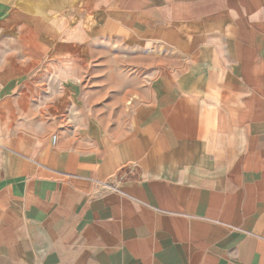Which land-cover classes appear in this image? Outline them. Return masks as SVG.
<instances>
[{
	"label": "crops",
	"instance_id": "0c3cea01",
	"mask_svg": "<svg viewBox=\"0 0 264 264\" xmlns=\"http://www.w3.org/2000/svg\"><path fill=\"white\" fill-rule=\"evenodd\" d=\"M102 38L130 130L45 125L48 56ZM0 264H264V0H0Z\"/></svg>",
	"mask_w": 264,
	"mask_h": 264
},
{
	"label": "rangeland",
	"instance_id": "374dc122",
	"mask_svg": "<svg viewBox=\"0 0 264 264\" xmlns=\"http://www.w3.org/2000/svg\"><path fill=\"white\" fill-rule=\"evenodd\" d=\"M47 60V76L53 83L48 82L49 91L45 89L32 101L45 125L101 130L113 137L130 130L132 100L148 79L128 43L118 38L97 39L83 50L76 47V52L60 56L59 63L50 56ZM56 80L64 83L65 95L48 94L57 90Z\"/></svg>",
	"mask_w": 264,
	"mask_h": 264
},
{
	"label": "built area",
	"instance_id": "2783aa9c",
	"mask_svg": "<svg viewBox=\"0 0 264 264\" xmlns=\"http://www.w3.org/2000/svg\"><path fill=\"white\" fill-rule=\"evenodd\" d=\"M54 141H55V138H54Z\"/></svg>",
	"mask_w": 264,
	"mask_h": 264
}]
</instances>
